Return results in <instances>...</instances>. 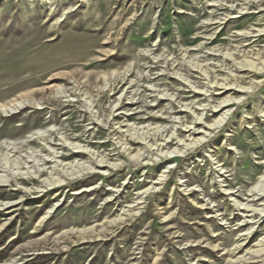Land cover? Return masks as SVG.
<instances>
[{
    "label": "rangeland",
    "instance_id": "rangeland-1",
    "mask_svg": "<svg viewBox=\"0 0 264 264\" xmlns=\"http://www.w3.org/2000/svg\"><path fill=\"white\" fill-rule=\"evenodd\" d=\"M0 176V263L264 264V0H0Z\"/></svg>",
    "mask_w": 264,
    "mask_h": 264
},
{
    "label": "bare ground",
    "instance_id": "bare-ground-1",
    "mask_svg": "<svg viewBox=\"0 0 264 264\" xmlns=\"http://www.w3.org/2000/svg\"><path fill=\"white\" fill-rule=\"evenodd\" d=\"M228 88V89H227ZM229 88H231V87H222L221 89L222 90H224V92H226L227 90H229ZM229 100H230V98L229 97H226L216 108H212L211 109V111H212V113H211V115L212 114H214V112H219V111H222L226 106H229V104L230 103H228L229 102ZM208 117H209V115H207ZM95 164L97 165V166H103V165H101V164H99V163H96L95 162ZM70 167H72V166H70ZM79 166H77V168H78ZM79 169V171H77V172H80V174L79 175H76V178L75 179H78V178H80V176L83 178V174H85V173H87V171H84V169H85V167H79L78 168ZM88 172H90V171H88ZM93 172H100V171H93ZM74 173V172H73ZM75 174V173H74ZM78 177V178H77ZM8 182H10V180L9 179H2V177L0 176V185H6ZM55 182H57V181H55ZM48 183V182H47ZM49 185V184H48ZM60 186V185H59ZM42 187V186H41ZM42 190V189H41ZM82 191L83 190H85V189H81ZM77 192H79V191H77ZM262 197H264V194L262 195ZM17 203V202H16ZM15 203H13V202H0V210L2 211V210H5V209H7V208H9L10 206H13ZM113 223V222H112ZM84 227V226H83ZM68 233L70 232V233H78V234H80L81 235V237L84 239V238H86V239H90L91 237H93L92 235L94 234V231H93V228L92 227H84V229H82L81 231L79 230V231H73V230H70V231H67ZM67 232H64V233H67ZM264 241V240H263ZM261 246H262V244H260ZM262 250H264V249H258V250H256V254H254V256L252 255V256H250L249 258H254V257H260L263 253H261L262 252ZM257 253H259L258 255H257ZM259 260H253V261H250V260H248L247 258H245V259H243L242 260V263H244V264H250V263H254V262H258ZM14 262V260H12V259H9V260H6V261H3L2 263H0V264H12Z\"/></svg>",
    "mask_w": 264,
    "mask_h": 264
}]
</instances>
